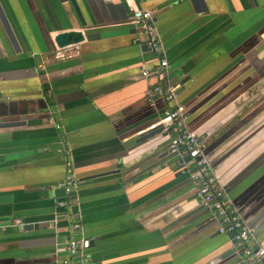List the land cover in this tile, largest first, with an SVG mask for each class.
Listing matches in <instances>:
<instances>
[{"label":"crops","instance_id":"obj_1","mask_svg":"<svg viewBox=\"0 0 264 264\" xmlns=\"http://www.w3.org/2000/svg\"><path fill=\"white\" fill-rule=\"evenodd\" d=\"M76 3L80 15L70 0H0V264H58L68 209L93 264H247L170 136L145 129L172 105L148 90L179 85L189 128L264 246V0ZM134 8L154 12L163 78ZM71 29L85 39L59 47Z\"/></svg>","mask_w":264,"mask_h":264},{"label":"built area","instance_id":"obj_2","mask_svg":"<svg viewBox=\"0 0 264 264\" xmlns=\"http://www.w3.org/2000/svg\"><path fill=\"white\" fill-rule=\"evenodd\" d=\"M131 21L146 34L147 45L158 55L159 67L154 73L163 78L169 67V61L157 28L154 12L149 9L134 8ZM143 74L147 76L149 71L145 70ZM148 92L151 97L162 96L168 102H172V105L168 106L145 131L154 130L170 136L169 152L181 159V171L190 174L195 186L196 197L205 207L214 211L219 223L218 231L232 235L234 241L241 247L247 264H264V246L259 243L254 229L242 216L239 208L234 205L227 188L215 174L204 150L203 141L195 136L188 126L189 115L179 98V85L157 84ZM71 156V151L67 150L65 152L66 177L63 185L68 194L80 186V178L75 172ZM64 214L69 221L68 228L71 235L66 245L60 248L66 254L58 260V264H93L89 252L91 239L83 234H77L81 224L79 220L71 216L70 209Z\"/></svg>","mask_w":264,"mask_h":264},{"label":"water","instance_id":"obj_3","mask_svg":"<svg viewBox=\"0 0 264 264\" xmlns=\"http://www.w3.org/2000/svg\"><path fill=\"white\" fill-rule=\"evenodd\" d=\"M70 1H72L79 14V6H77L76 0H70ZM85 37L86 36L84 31L80 29H71L69 31L61 32L58 35H56L55 41L59 47H65L68 45H74L80 43L85 39Z\"/></svg>","mask_w":264,"mask_h":264}]
</instances>
